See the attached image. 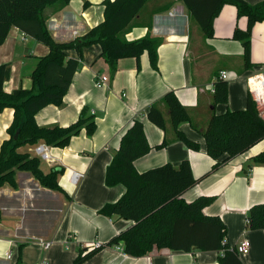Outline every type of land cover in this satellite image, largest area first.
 <instances>
[{
  "label": "crops",
  "instance_id": "1",
  "mask_svg": "<svg viewBox=\"0 0 264 264\" xmlns=\"http://www.w3.org/2000/svg\"><path fill=\"white\" fill-rule=\"evenodd\" d=\"M104 1L71 0L65 6L60 2L48 6L44 15L54 39L70 42L102 23ZM244 1L258 5L264 0ZM248 24L247 17H238L235 6L225 5L215 20L214 37L207 38L182 0H149L124 37L127 41L146 36L161 40L158 69L152 67L147 52L142 55L139 67L135 58L121 59L114 74L102 56L101 45L85 48L82 57L75 50L68 51V58L79 59L81 67L62 105L42 109L36 115L37 124L50 128L69 127L80 119L84 109H88L97 129L92 136L83 129L64 149L41 141L20 150L37 156L36 147L46 145L51 159L41 160L40 168L45 174L63 168L59 182L64 192L42 187L28 172L17 173V188L10 185L0 188V264H39L44 257L49 264H73L81 249L91 247L95 242L108 244L132 226L126 220L108 218L100 214V210L106 204L117 202L127 191L123 185L108 187L106 174L123 135L135 120L144 123L151 147L148 155L135 162L140 173L165 164L179 167L185 160L191 163L196 178L209 172L214 161L208 154L203 133L212 115L245 110L250 96L246 77L264 66V23H257L252 30L251 67L246 68L244 47L234 39L235 30L246 31ZM24 34L13 28L0 46V65L12 67L11 79L5 83L8 93L19 88L30 89L31 75L39 59L49 53L46 45ZM20 37L29 43L28 54L22 56H31L37 62L32 71H25L24 63L16 58ZM223 70L230 75L229 102L214 106L213 85ZM103 77L108 78L106 84L96 86ZM171 92L190 113L191 121L182 124L180 130L200 145L198 151L188 148L177 136L164 101ZM152 106L164 113L165 129L148 119ZM13 118L11 109L0 114V149L8 138L7 129ZM262 152L264 140L222 165L183 196L187 202L200 196L215 198L205 213L219 216L224 221L227 242L232 247L244 240L250 242L249 253L240 254L244 264H264V231H253L247 226L250 208L264 203V165L254 162ZM73 172L82 174L77 185L70 183ZM83 197L87 204L79 208ZM70 235H75L76 240L68 241ZM40 239L54 241V244L45 251L36 243ZM30 245L39 250L36 257L30 256L27 249ZM15 248H18L17 252ZM123 248V244L107 246L84 264H220V253L213 251L162 249L136 258L127 255ZM8 252L12 253L11 259L6 256Z\"/></svg>",
  "mask_w": 264,
  "mask_h": 264
},
{
  "label": "trees",
  "instance_id": "2",
  "mask_svg": "<svg viewBox=\"0 0 264 264\" xmlns=\"http://www.w3.org/2000/svg\"><path fill=\"white\" fill-rule=\"evenodd\" d=\"M148 1L105 0V19L102 23L73 41L58 42L48 29L44 11L58 2L63 6L68 5L71 0H0V46L6 42L11 30L18 28L49 48V53L39 59L31 75L30 89L19 88L11 93L6 92L5 83L11 79L12 67L10 64L0 65V114L6 109L14 112L13 121L7 129L8 138L0 149V188L6 184L17 188L16 173L28 172L42 187L64 192L59 182L64 173L63 168L45 174L40 168L39 157L20 150L41 141L64 149L83 129H86L89 136L94 135L97 129L94 116L89 115L88 109H84L80 119L69 127L50 128L37 124L36 115L42 109L49 105H62L81 67L79 59L68 58V51L75 50L82 57L85 48L99 44L102 56L114 74L121 59L135 58L139 67L142 55L147 52L152 67L158 69V47L161 40L146 36L136 41H127L124 37ZM182 1L207 38L214 37L215 20L225 5L235 6L239 18L247 17L248 29H236L234 39L244 47L246 68L252 66V30L257 23H264V1L258 5H250L244 0ZM164 101L178 138L188 148L200 150V145L180 130L182 124L191 121L190 113L180 99L171 92ZM228 102L229 82L217 81L213 105ZM148 119L159 128H166L164 113L157 106L149 109ZM203 134L214 165L201 178L194 176L188 160L183 161L179 167L165 164L140 173L135 162L148 155L151 147L144 123L140 119L135 120L123 135L119 150L106 174L108 187L123 185L127 191L117 202L106 204L100 210V214L126 220L132 226L99 249H81L73 264H84L105 247L121 244L127 255L136 258L162 249L183 252L197 250L220 253V264H244L236 247L227 242L224 221L219 216H207L205 213L215 198L200 196L187 202L183 196L222 165L263 141L264 119L249 96L245 110L213 114ZM254 162L264 165V152L256 156ZM247 223L250 230L264 231V203L250 208Z\"/></svg>",
  "mask_w": 264,
  "mask_h": 264
},
{
  "label": "built area",
  "instance_id": "3",
  "mask_svg": "<svg viewBox=\"0 0 264 264\" xmlns=\"http://www.w3.org/2000/svg\"><path fill=\"white\" fill-rule=\"evenodd\" d=\"M25 36V34H24ZM230 75L226 70H223L219 73L218 77L216 78L217 81H229ZM108 81L107 77H103L102 79L98 80L96 82V86L102 87L106 84ZM247 85H248V91L249 95L257 105V108L260 112L261 117L264 119V66L252 74L248 75L246 77ZM216 84V83H215ZM215 84L213 85V94L215 93ZM35 153L37 157H39L41 160H47L49 161L51 159V155L49 152V149L46 145H39L35 149ZM82 178V174L78 172H73L70 177V183L73 185H77L80 182V179ZM76 240L75 235H70L68 237V241H74ZM37 245H39L42 249L45 251L50 250L52 245L54 244V241H45V240H38ZM103 246L100 242H95L91 247H88V249H99ZM120 249V248H119ZM236 250L239 254H248L250 251V242L247 240L242 241L237 247ZM8 259L12 258V253L8 252L6 254ZM39 264H49L46 257H44Z\"/></svg>",
  "mask_w": 264,
  "mask_h": 264
},
{
  "label": "rangeland",
  "instance_id": "4",
  "mask_svg": "<svg viewBox=\"0 0 264 264\" xmlns=\"http://www.w3.org/2000/svg\"><path fill=\"white\" fill-rule=\"evenodd\" d=\"M17 41H18V51H17L16 58L21 64L24 63L25 71H27L28 69H31L30 71H32L33 68H34V65L37 64V62L31 56H28V57H25V56L23 57L22 56V55H25L26 53L28 54V52H29V43H28V41L25 42L26 40L24 38H22V37H20ZM17 173H16V175H17ZM6 185H9V184H6ZM82 203H83L82 207L79 206V208H84L85 205L87 204L84 197H83V202ZM118 224L121 225L122 222H118ZM17 249L18 248H15V252H17ZM27 249L30 250L29 252H30V256L31 257H36L38 255L37 252L39 250L37 248H35L33 245L27 246ZM25 250L26 249L24 248V250H23V259H24V256H25V254H24Z\"/></svg>",
  "mask_w": 264,
  "mask_h": 264
}]
</instances>
